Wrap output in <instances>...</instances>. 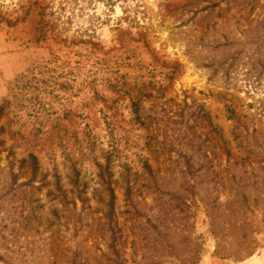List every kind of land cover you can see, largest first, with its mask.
I'll list each match as a JSON object with an SVG mask.
<instances>
[{
  "label": "rangeland",
  "instance_id": "rangeland-1",
  "mask_svg": "<svg viewBox=\"0 0 264 264\" xmlns=\"http://www.w3.org/2000/svg\"><path fill=\"white\" fill-rule=\"evenodd\" d=\"M122 262L264 264V0H0V264Z\"/></svg>",
  "mask_w": 264,
  "mask_h": 264
},
{
  "label": "trees",
  "instance_id": "trees-1",
  "mask_svg": "<svg viewBox=\"0 0 264 264\" xmlns=\"http://www.w3.org/2000/svg\"><path fill=\"white\" fill-rule=\"evenodd\" d=\"M32 159H33V158H32ZM118 264H120V263H118ZM121 264H123V262H122Z\"/></svg>",
  "mask_w": 264,
  "mask_h": 264
}]
</instances>
